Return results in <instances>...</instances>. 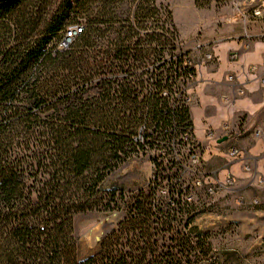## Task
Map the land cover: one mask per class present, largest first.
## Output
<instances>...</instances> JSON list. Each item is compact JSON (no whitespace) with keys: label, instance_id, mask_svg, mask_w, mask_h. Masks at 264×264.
<instances>
[{"label":"trees","instance_id":"trees-1","mask_svg":"<svg viewBox=\"0 0 264 264\" xmlns=\"http://www.w3.org/2000/svg\"><path fill=\"white\" fill-rule=\"evenodd\" d=\"M114 3L63 0L46 9L44 0H0V264H201L189 256L197 248L207 253L203 235L191 245L174 228L177 212L150 201L157 177L127 204L122 188L103 187L143 147L140 126L167 122L161 92L169 77L147 93L144 77L161 78L154 70L174 57L185 64L183 85L192 73L184 53L144 64L139 35L152 41L148 22L151 34L159 29L171 42L165 22L150 20V0L129 1L124 10ZM78 12L87 20L82 32L67 47L54 44ZM179 116L188 121L186 106ZM122 203L118 228L79 259L75 217ZM164 213L166 220L158 216ZM163 239L169 243L160 245Z\"/></svg>","mask_w":264,"mask_h":264},{"label":"rangeland","instance_id":"rangeland-1","mask_svg":"<svg viewBox=\"0 0 264 264\" xmlns=\"http://www.w3.org/2000/svg\"><path fill=\"white\" fill-rule=\"evenodd\" d=\"M46 9H54L63 0H44ZM129 1L116 0L113 6L118 4L119 8L126 9ZM207 5L209 0H201ZM217 5H228V12L237 17L242 24L249 28L252 11L258 7L263 0H214ZM150 5L155 7V16H160L164 21V36L176 38L177 33L173 25L171 12L160 0H150ZM75 4L73 5V8ZM86 18L78 12L71 13L70 20L66 22L67 30L71 29L76 22L77 25H85ZM152 23L148 22L149 38L140 34V54L146 58L144 64H150L154 60L153 56L160 54L169 57V54H186L185 47L175 49L169 41L166 43L164 37L159 34L153 35ZM162 33V32H161ZM65 41L61 33L54 44L67 47L70 42ZM98 39L97 45L99 46ZM184 57V58H185ZM161 68L154 70L155 75L161 74V78L144 77L146 93L155 88L156 80L163 79L162 84L167 81V89L182 88L184 78L181 69L185 67L183 63L173 61V65L165 64ZM149 78V79H148ZM148 82V83H147ZM148 85V86H147ZM151 85V87H149ZM171 100L168 99L167 102ZM179 107H183L180 102ZM148 131L151 132L150 140L144 142L143 147L136 154L111 175L104 183L105 189L122 188V201L129 203L139 190L147 191L150 182L157 177V194L155 205H162L164 210L173 209L171 214L176 213L174 228L179 230L184 237H188L191 245L197 247L196 233L205 237L204 247L207 253L199 254L198 249L189 256L193 262L201 264L210 263L214 260L222 264H264V167L253 171L252 178L255 183L250 186L238 189L234 185L231 188L213 186L216 178L209 176L202 167H188L185 157L176 160L169 153L162 154L164 148L163 136L160 134L159 125L156 121L147 123ZM196 178L202 180L200 186L193 185ZM217 177V180H222ZM212 187V188H211ZM239 187V186H238ZM212 189V192L209 189ZM169 191H173L168 194ZM190 196V198H188ZM124 203L120 209L112 212H88L75 217V230L77 235V255L79 259L94 254L99 250L101 239L118 228V224L124 219L126 210ZM179 209H181L180 212ZM167 213V212H166ZM159 218L166 220L167 214H159ZM190 217V222L186 226L185 221ZM166 240H159L160 245L168 244ZM202 244V243H201ZM162 255H159L161 258ZM179 257V255L177 256Z\"/></svg>","mask_w":264,"mask_h":264},{"label":"crops","instance_id":"crops-1","mask_svg":"<svg viewBox=\"0 0 264 264\" xmlns=\"http://www.w3.org/2000/svg\"><path fill=\"white\" fill-rule=\"evenodd\" d=\"M160 1L188 52L186 108L203 171L216 179L232 175L238 189L251 186L253 172L245 166L264 167V11L252 14L247 28L228 5L214 0L203 6L195 0ZM233 147L239 152L230 156Z\"/></svg>","mask_w":264,"mask_h":264},{"label":"built area","instance_id":"built-area-1","mask_svg":"<svg viewBox=\"0 0 264 264\" xmlns=\"http://www.w3.org/2000/svg\"><path fill=\"white\" fill-rule=\"evenodd\" d=\"M134 7V5H133ZM264 11V2H262L258 7L253 9L252 13L254 16L261 15L262 12ZM156 18L152 17L150 20L154 19H160V16H155ZM82 32V25H74L71 27V29L67 30L64 36L65 41L72 40L75 36H77L79 33ZM155 34H162L161 30L157 29L155 31ZM154 34V35H155ZM172 46L175 49L182 48V43L179 42V40L176 38H171ZM196 46H199V43L196 42ZM61 46V45H60ZM195 46V47H196ZM176 55V54H175ZM174 55V56H175ZM235 54L231 55V58H233ZM264 59V55H263ZM174 60L175 57H174ZM187 65L189 68V60L187 58ZM191 78V73L188 74V77L185 79L189 80ZM229 80H233L234 77L230 75L228 77ZM264 81V79L262 80ZM185 85L178 89H174L173 91H170L167 88H164L162 90V95L168 99L171 98L169 102H167V109L163 110V115L167 117V122L164 123H159V131L160 134L163 136V145L164 148L162 150V154L164 153H169L172 154L176 160L181 159L185 157V161L188 164V167H202L201 160L199 158V150L196 145V141L193 135V131L191 126L189 125L187 120L182 119L179 116V109L181 107L178 106V103L180 102L182 105L186 106V96H185ZM238 93H243V88L239 87L237 89ZM228 124H225L224 127L228 128ZM151 132L149 133L148 131V126L144 122L140 128H139V134L137 139L141 142L144 143L147 140H150ZM238 149L236 147H233L229 151L230 156H235L238 154ZM245 169L248 171H251L249 166H245ZM202 184V180L200 178H196L193 181V185L195 186H200ZM213 186L217 185L222 188H231L235 185V178L230 175L226 174L222 180H217L215 179L214 182L212 183ZM212 188V187H211ZM209 189L210 192H212V189Z\"/></svg>","mask_w":264,"mask_h":264},{"label":"water","instance_id":"water-1","mask_svg":"<svg viewBox=\"0 0 264 264\" xmlns=\"http://www.w3.org/2000/svg\"><path fill=\"white\" fill-rule=\"evenodd\" d=\"M225 138H223V140H224Z\"/></svg>","mask_w":264,"mask_h":264}]
</instances>
